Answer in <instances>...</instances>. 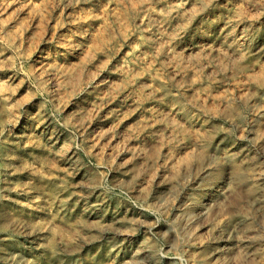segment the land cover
Returning a JSON list of instances; mask_svg holds the SVG:
<instances>
[{
    "label": "rangeland",
    "instance_id": "obj_1",
    "mask_svg": "<svg viewBox=\"0 0 264 264\" xmlns=\"http://www.w3.org/2000/svg\"><path fill=\"white\" fill-rule=\"evenodd\" d=\"M0 264H264V0H0Z\"/></svg>",
    "mask_w": 264,
    "mask_h": 264
}]
</instances>
